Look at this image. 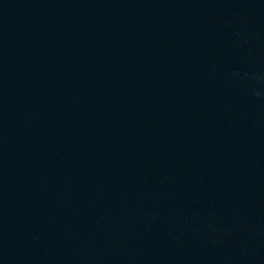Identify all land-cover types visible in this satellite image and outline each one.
I'll return each mask as SVG.
<instances>
[{"label":"water","instance_id":"95a60500","mask_svg":"<svg viewBox=\"0 0 264 264\" xmlns=\"http://www.w3.org/2000/svg\"><path fill=\"white\" fill-rule=\"evenodd\" d=\"M0 264H264V0H0Z\"/></svg>","mask_w":264,"mask_h":264}]
</instances>
